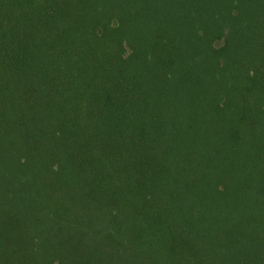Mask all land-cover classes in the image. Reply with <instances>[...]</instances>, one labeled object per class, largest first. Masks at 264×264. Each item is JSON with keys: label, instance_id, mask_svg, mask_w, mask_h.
<instances>
[{"label": "trees", "instance_id": "1", "mask_svg": "<svg viewBox=\"0 0 264 264\" xmlns=\"http://www.w3.org/2000/svg\"><path fill=\"white\" fill-rule=\"evenodd\" d=\"M0 264H264V0H0Z\"/></svg>", "mask_w": 264, "mask_h": 264}]
</instances>
